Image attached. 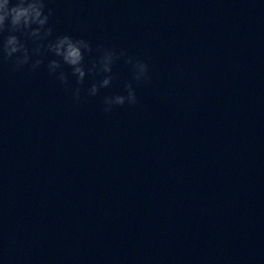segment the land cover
<instances>
[{
  "label": "water",
  "instance_id": "95a60500",
  "mask_svg": "<svg viewBox=\"0 0 264 264\" xmlns=\"http://www.w3.org/2000/svg\"><path fill=\"white\" fill-rule=\"evenodd\" d=\"M46 2L86 66L123 49L151 80L121 58L77 103L71 68L16 71L0 36V264H264V0Z\"/></svg>",
  "mask_w": 264,
  "mask_h": 264
},
{
  "label": "clouds",
  "instance_id": "9594fccd",
  "mask_svg": "<svg viewBox=\"0 0 264 264\" xmlns=\"http://www.w3.org/2000/svg\"><path fill=\"white\" fill-rule=\"evenodd\" d=\"M53 15L48 9L46 0H0V36L8 33L3 40V58L12 61L14 70L22 71L25 66L35 73L44 64V57L52 55L56 59L48 62L49 74L54 76L60 84L69 86V75L64 71L68 66L72 69L71 75L76 78V87L72 89L73 99L80 102L82 94L95 97L101 88H109L115 77L112 75L113 67L118 60L125 58V63L133 71V80L140 83H149V61L134 59L127 56L123 49L117 51L112 48L97 46L100 58L90 67L85 65V55L93 53L92 44L83 38L75 39L70 35L53 37V28L50 19ZM19 33L20 35H17ZM26 37L35 45L29 49ZM33 57H38L33 62ZM103 76V79L93 83L88 89L84 88L86 78L89 76ZM126 95L106 96L104 98V112L111 113L114 107L135 106L139 103L133 84L128 82L124 86Z\"/></svg>",
  "mask_w": 264,
  "mask_h": 264
}]
</instances>
